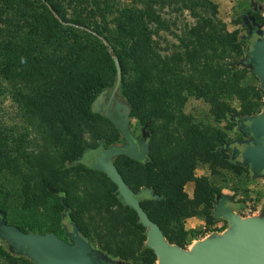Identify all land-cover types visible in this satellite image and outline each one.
<instances>
[{
	"label": "trees",
	"instance_id": "obj_1",
	"mask_svg": "<svg viewBox=\"0 0 264 264\" xmlns=\"http://www.w3.org/2000/svg\"><path fill=\"white\" fill-rule=\"evenodd\" d=\"M165 5L169 10H165ZM247 5L240 9L239 21L250 19L257 38L256 32L264 25V18H259L257 7L251 10L255 6L253 0ZM182 11H188L195 24L183 29V36L178 37L175 18L173 20L171 15ZM163 32L178 38L181 52L161 56L160 44L155 38H161ZM245 51L237 32H228L217 18L212 0H0V86L5 83L10 88L24 128L32 129L43 138L38 157L21 149V145L33 141L26 135L10 143L16 148V154H22L29 171L36 170L41 181L54 180L55 158L79 160L88 150L82 135L86 128L91 129L99 118L110 121L105 106L118 82L117 91L126 99L130 115L138 119L140 127L154 130L155 135L152 133L149 137V154L145 157L149 163L133 160L144 176L140 189L134 188L131 176L119 160L114 164L135 194L143 189L140 204L165 239L183 248L185 235L189 241L194 240L198 231L176 235L168 231L165 219L171 217L170 221L178 222L187 217L183 213L194 202L182 194V187L193 180L194 166L209 153H204L208 138L201 134V129L180 131L184 118L175 112L192 96L208 103L210 114L216 120L231 117L240 124L244 117H257L264 88L257 77L256 65L242 59ZM118 71L121 73L119 81ZM132 76L137 82L133 89L129 88L134 85ZM248 76L257 81V88L244 85ZM234 94L243 103L238 112L226 103ZM161 119H167L170 124L160 145L157 138L160 130L155 124ZM110 123L119 131L117 124ZM119 132L121 138L117 133L98 134L97 140L101 141L94 149L123 143L124 133ZM212 139L211 154L221 148L224 141L216 129L212 131ZM1 141L0 137V147ZM7 162L8 157L0 150V167ZM227 162L247 168L229 158ZM11 172L17 177L21 174L18 167ZM88 172L107 178L93 169ZM27 175L28 172H22L21 176ZM113 187V198L118 197L117 201L124 205L116 185ZM57 192L63 196L57 198L58 205L53 210L55 226L43 229L40 221L28 213H18L13 222L5 216L4 220L23 232L54 233L65 240L59 225L66 196L62 190ZM47 193L53 196L50 191ZM218 197L219 202L226 201V205L215 207L217 215L223 206L234 210L228 196ZM144 202L161 205L169 212L148 209ZM125 207L138 218L131 208ZM72 222L91 242L81 225ZM137 230L146 237V229L140 222ZM0 241L4 243L0 245V264H36L25 248L22 254H17L11 243ZM145 250L150 263L155 262L154 252L150 248ZM112 254L128 260L123 251Z\"/></svg>",
	"mask_w": 264,
	"mask_h": 264
},
{
	"label": "rangeland",
	"instance_id": "obj_2",
	"mask_svg": "<svg viewBox=\"0 0 264 264\" xmlns=\"http://www.w3.org/2000/svg\"><path fill=\"white\" fill-rule=\"evenodd\" d=\"M212 1L216 5V16L224 24L226 30L228 32H237L238 37L242 39L243 47L246 49L242 59H248V51L251 50L253 41L256 38L254 37V28L253 33L250 35L245 19L239 21V11L242 7L248 6L249 0ZM253 1L255 6L251 10L257 7L256 13L259 14V18L262 20L264 18V0ZM165 8V10H169L170 7L166 6ZM165 16L169 18V15ZM171 17L173 20L175 18V33L178 37L183 36V29L195 24V19L189 15L188 11L172 14ZM262 26H259L260 32H262ZM161 36L159 39L155 38L160 44L161 49L159 52L161 56H171L175 55L176 52L178 53V51H182L179 49V40L175 35L163 32ZM236 66L238 67L239 64H236ZM118 76L120 79V71L117 72V80ZM133 78L132 76L131 80L134 85H129L131 89L137 85ZM244 82L246 87L257 88V81L249 76L245 78ZM111 98L117 100L120 104L127 105L126 99L120 96L117 89L111 95ZM226 103L235 112L242 110L243 103L237 99L236 94L231 95ZM263 108L264 95L260 99L256 116L261 113ZM175 113L179 117L182 115L184 118L183 120L181 119L180 131L190 128L201 129V134L207 137L209 142H207V150H204V153H209L208 156L205 155L194 166L192 171L193 180L186 182L182 187V194H185L188 200L194 202L183 213L187 217L182 218L178 222L175 220L170 221L171 217L165 219L168 222V231L176 235L184 236L183 232L189 234L191 230L198 231L194 240L189 241L187 239L188 236L185 235L183 249H189L196 241L204 240L216 234L220 235L229 228L228 222L215 213L219 195L228 196L232 206H235L233 212L243 218L263 214L264 176L252 172L248 167L242 169L227 162L228 158L233 162H237L240 146L245 141H248L246 134L242 133L243 128L240 127L243 121L239 124L231 117L227 118V120L226 118L216 120L210 114V105L204 100L192 96H188L181 110L177 109ZM128 116L127 131L129 132L130 130L132 134L143 141H145L143 135L146 134L148 143L152 133L155 135L154 130H148V133L146 128L139 126L136 117H132L130 113ZM97 120L96 122L94 121L91 129L86 128L82 134L83 144L88 149L94 148L93 146L100 143L101 140H97L98 134L110 136L117 133V136L121 138L120 132L111 125L110 121L100 118ZM172 122H176V120L172 119ZM168 124L170 123L167 119H161L155 124V127L160 130V134L157 132L160 145L165 140ZM213 129L219 132L224 141L221 148L213 150L211 154V145H214L212 139ZM23 134L33 141L27 142L23 146L21 145V149L25 153H33V155L38 157L41 152L40 148L43 145V138L32 129L24 128L20 111L11 96L10 88L4 83L0 86V137L2 138L0 150L8 157V162L5 166L2 165L0 167V211L9 222H13L18 213H28L40 221L43 229L55 226L53 210L58 205L57 198L60 196L57 191L62 190L66 193V195L64 193L66 201L63 203V209H61L62 220L59 226L64 231L65 241H67L66 237L70 236L71 226H75L69 221V219H72L77 221L90 235L93 252L101 251L111 259V262L113 260L116 262L115 264H157V260L150 263L148 253L145 250V248H148L146 246V237H143L137 230L139 225L138 218L136 219L128 208L117 201L119 200L118 197L117 199L113 198L114 187L107 178L95 172L84 171L78 163L80 160L71 162L56 157L52 172L54 180L49 182L41 181L39 173L36 170L29 171L27 169L22 159V154H16V148L10 143V141L18 139L20 135L24 136ZM121 144L117 142L112 146ZM92 154L88 150L85 151L82 161L91 164ZM123 156H116L113 158V162L119 160L124 171L131 176V183L134 188L140 189L144 183V176L139 173L138 165L133 163L132 159L125 155ZM16 157L19 158L17 159ZM145 161V164L149 163L148 158ZM17 167L21 172L18 177L11 172ZM22 172H28V175L22 177ZM47 191H50L53 196L48 195ZM142 191L143 189L137 192L138 194H135V197L141 199L142 195L140 193ZM152 203L144 202L148 209L162 210V213L165 214L169 212L166 208H162L161 205ZM213 213H215V219L212 217ZM70 228L71 231L69 232ZM3 244L0 241V245ZM117 251L125 252L128 255V260L124 261L119 257L113 256L112 253Z\"/></svg>",
	"mask_w": 264,
	"mask_h": 264
},
{
	"label": "water",
	"instance_id": "obj_3",
	"mask_svg": "<svg viewBox=\"0 0 264 264\" xmlns=\"http://www.w3.org/2000/svg\"><path fill=\"white\" fill-rule=\"evenodd\" d=\"M245 24L251 35L254 26L250 23V19H245ZM256 34L258 37L248 51L247 57L250 64L256 65L257 77L261 87L264 88V35L259 30ZM117 85L118 82L111 95L115 93ZM128 119L127 115L126 126ZM114 122L128 138L130 149L100 150L94 155L91 168L105 174L116 185L124 205L136 213L139 222L146 229V246L154 252L157 264H264V213L260 216L243 218L233 210L221 207L219 216L229 225L225 232L196 241L189 249L170 244L159 226L148 217L114 162L108 160L116 153L136 160L147 152L145 144L138 151L126 128L120 122ZM240 127L244 128L246 135L251 136V141H245L238 150L237 163L249 167L256 174L264 175V108L257 117L245 118ZM145 137L146 134L143 135L144 140ZM70 236L72 241L68 242L54 233L23 232L18 226L7 223L4 214L0 211V239L11 243L17 254H22L25 248L26 254L31 256L36 264H111V259L99 250L95 251L96 256H92L91 243L76 226L72 227Z\"/></svg>",
	"mask_w": 264,
	"mask_h": 264
},
{
	"label": "flooded vegetation",
	"instance_id": "obj_4",
	"mask_svg": "<svg viewBox=\"0 0 264 264\" xmlns=\"http://www.w3.org/2000/svg\"><path fill=\"white\" fill-rule=\"evenodd\" d=\"M105 110H106V115H107V117H108V119L113 123V124H115L114 123V121H118V122H120L125 128H128V124H127V126H126V124H125V118H126V116L129 114V110H128V107H126L125 106V104H120L117 100H115V99H113V98H111V96H110V98H109V100H108V103H107V105L105 106ZM118 129H119V131H121V132H123L119 127H117ZM244 129V128H243ZM242 129V133L243 134H246V132H245V130H243ZM126 131H127V129H126ZM128 132V131H127ZM147 132H148V130H147ZM149 133V132H148ZM128 134H129V136L131 137V139L136 143V145H137V150L139 151L140 150V148H142L143 146H144V144L146 145V147H148V143H147V140H148V138L146 137L145 138V141H143V140H141L140 138H138L137 136H135L134 134H132L131 133V131L129 130V132H128ZM246 137H247V139H248V141H251V136L250 135H245ZM123 139H124V143H122L121 145H117V146H109V147H107V149L106 148H103V147H100L99 149H97V150H95L94 148H90V149H88V151L89 152H92L93 154V156L92 157H94V155L97 153V152H99L100 150H109V149H113V148H123V149H125V150H129L130 149V143H129V141H128V138L127 137H125V135H123ZM242 146V145H241ZM241 146H240V148H241ZM239 148V149H240ZM148 151H149V149L147 150V152H145L144 153V155H143V157L142 158H139V159H136V160H138V161H142V160H145V157L148 155ZM117 155H120V154H114V155H112L110 158H108V160H111V161H113V158H115ZM80 161L78 162L79 163V165L81 166V168L84 170V171H91L92 169H91V167H89V165L91 166V164H87L85 161H82V157H80V159H79ZM261 176H264V175H262L261 174ZM60 196H63V193L61 194H59ZM218 204V206H221V205H226V201L224 202H217ZM223 207H225V206H223ZM67 219H69V218H67ZM69 221L71 222V224L73 225V222H72V220L71 219H69ZM71 228H72V226H71ZM71 228H70V230H69V232L71 231ZM66 240L67 241H72V237L71 236H68V237H66ZM92 256L94 257V256H96V254H95V252H93L92 253ZM113 263H116V262H114L113 260H112V262H111V264H113Z\"/></svg>",
	"mask_w": 264,
	"mask_h": 264
},
{
	"label": "crops",
	"instance_id": "obj_5",
	"mask_svg": "<svg viewBox=\"0 0 264 264\" xmlns=\"http://www.w3.org/2000/svg\"><path fill=\"white\" fill-rule=\"evenodd\" d=\"M261 31L264 33V25L262 26V30H261ZM263 33H262V34H263ZM263 35H264V34H263Z\"/></svg>",
	"mask_w": 264,
	"mask_h": 264
}]
</instances>
